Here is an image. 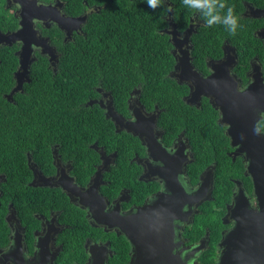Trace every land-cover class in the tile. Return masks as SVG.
<instances>
[{
  "label": "flooded vegetation",
  "instance_id": "obj_1",
  "mask_svg": "<svg viewBox=\"0 0 264 264\" xmlns=\"http://www.w3.org/2000/svg\"><path fill=\"white\" fill-rule=\"evenodd\" d=\"M134 2L0 0V264H92L94 254L96 264H130L133 245L108 222H122L126 213L162 193L179 202L188 197L182 218L173 220V253L184 256L200 247L188 260L216 264L219 242L235 222L239 192L258 210L250 160L231 144L230 123L223 122L212 90L217 83L229 93L231 79L239 101L252 104L258 135L248 141L257 145L245 147L264 154V15L254 16L264 10V0L229 3L240 7L247 34L240 44L225 37L220 55L197 47L194 35L207 25L196 11L187 15L174 10L172 0H162L157 31L166 37L173 59L168 76L186 105L213 112L222 135L213 142L201 139L200 130L189 137L180 122L164 125L165 108L150 106L140 87L123 98L101 81L89 95L55 89L59 65L81 60L68 51L91 40L102 45L118 38L109 22L125 12L121 3ZM99 22L115 32L111 38L109 32L95 37ZM106 56L82 59L104 65ZM227 59L232 62L224 77ZM185 65L201 78L205 92ZM224 95L231 99L232 94ZM217 142L224 143L218 147L223 155H217ZM205 143L212 145L211 161L201 167ZM216 156L223 158L219 169ZM203 254L209 261H202Z\"/></svg>",
  "mask_w": 264,
  "mask_h": 264
},
{
  "label": "trees",
  "instance_id": "obj_2",
  "mask_svg": "<svg viewBox=\"0 0 264 264\" xmlns=\"http://www.w3.org/2000/svg\"><path fill=\"white\" fill-rule=\"evenodd\" d=\"M172 1L175 4L174 10L185 11L187 15L196 11L199 17L205 20L207 27L194 35V39H198L197 47L205 50L214 49L213 55L221 54L220 44L225 37L230 38L235 44H240L247 34L245 20L238 15L240 7L238 9H235V6L230 7L238 18V27L233 35L223 23L208 25L203 12L186 5L184 0ZM240 1L220 0L225 5L223 9H219L217 5L221 17L226 16L229 3L236 2L240 5ZM119 8L124 9L125 12L120 11L116 14V19L109 22L113 29L117 27L118 38L115 35L108 44L102 43V45H99L96 40H91L69 50V56H78L81 60H66L59 65V76L55 78V89L63 94H65V89H68L67 92L75 95L83 92L89 95L94 90V86L101 81L105 87H109L123 98L127 97L132 87H140L141 97L147 99L150 106L155 103L165 108L161 114V117L166 118L164 125L170 127L172 125L169 122H180V127L185 128L189 137L200 130L201 139L213 142L219 134L214 122L215 116L212 117L213 112L211 110L196 112L195 108L186 105L181 99L177 85L168 76L173 59L166 37L157 31L161 25L162 0H159L155 8L149 5L148 0H135L127 6L121 3ZM178 13L183 14V12ZM102 32H109L110 38L115 33L111 28H107L106 24L99 22L94 27L93 33L99 39ZM102 54L109 57V61L104 62V65L86 62L82 59V56ZM101 66H104V69L101 70ZM219 135L222 137L221 134ZM214 145L217 155H223L218 147L223 146L224 143L217 142ZM211 146L210 143L202 145L200 154L204 157L201 167L211 161L208 156ZM216 159L219 169L223 158L219 160L216 156ZM209 257V254L200 256L202 261H209Z\"/></svg>",
  "mask_w": 264,
  "mask_h": 264
},
{
  "label": "water",
  "instance_id": "obj_3",
  "mask_svg": "<svg viewBox=\"0 0 264 264\" xmlns=\"http://www.w3.org/2000/svg\"><path fill=\"white\" fill-rule=\"evenodd\" d=\"M262 15H264V10L254 13L256 17ZM188 30L186 34H188ZM173 40H175L174 36ZM231 62L232 59L224 61L226 66V70H222L224 77L228 75L227 64ZM185 66L184 70L196 84H200L199 91L205 92L201 78L194 73L191 65ZM212 78H208L209 88L212 86ZM216 80L218 82V77ZM228 80L233 85V87L226 85V89L230 90L229 93L217 83L213 86L212 93L220 107L223 122L230 123L227 135L231 137V144H238L237 149L243 150L250 160L247 169L253 177L254 193L259 207L258 210L251 209L245 195L241 191L239 192L235 198L237 203L232 211L235 222L219 242L221 250L216 264H264V243L262 242L264 240V185L262 184L264 183L262 178L264 176V154L257 153L259 156L248 149L250 146L257 145V142L248 141L249 137L256 134L253 132L254 120L249 113L252 104L240 102L233 82L231 79ZM224 93L232 94L231 99L228 100V96H225ZM135 115L138 119V115L136 113ZM131 129L132 126L129 127V131ZM243 136H247L245 137L246 142L239 141ZM97 185L98 179L95 177L92 188L96 189ZM187 201L186 195L183 197V201L179 202L176 198L162 193L155 200L151 199L148 203L136 208L134 212L126 213L122 217V222H108L111 226H119L133 245L130 264H197L193 259H188L200 247L187 251L184 256L173 253V220L182 218V206ZM89 209L93 211L90 204ZM93 256L96 258H93L92 264H96L97 255Z\"/></svg>",
  "mask_w": 264,
  "mask_h": 264
},
{
  "label": "clouds",
  "instance_id": "obj_4",
  "mask_svg": "<svg viewBox=\"0 0 264 264\" xmlns=\"http://www.w3.org/2000/svg\"><path fill=\"white\" fill-rule=\"evenodd\" d=\"M148 3L151 7L155 8L159 0H148ZM184 3L198 11H202L203 15L207 18L206 22L208 25L223 23L233 35L236 33L238 18L233 14L232 8H228L226 16L221 17L217 5L219 9H223L225 5L220 0H184Z\"/></svg>",
  "mask_w": 264,
  "mask_h": 264
},
{
  "label": "bare ground",
  "instance_id": "obj_5",
  "mask_svg": "<svg viewBox=\"0 0 264 264\" xmlns=\"http://www.w3.org/2000/svg\"><path fill=\"white\" fill-rule=\"evenodd\" d=\"M233 221V220H232ZM191 249V248H190ZM189 250V249H188Z\"/></svg>",
  "mask_w": 264,
  "mask_h": 264
}]
</instances>
